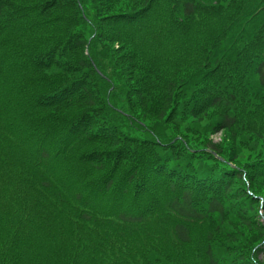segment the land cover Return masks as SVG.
Returning <instances> with one entry per match:
<instances>
[{
    "label": "trees",
    "instance_id": "obj_1",
    "mask_svg": "<svg viewBox=\"0 0 264 264\" xmlns=\"http://www.w3.org/2000/svg\"><path fill=\"white\" fill-rule=\"evenodd\" d=\"M0 264H264V0H0Z\"/></svg>",
    "mask_w": 264,
    "mask_h": 264
},
{
    "label": "rangeland",
    "instance_id": "obj_2",
    "mask_svg": "<svg viewBox=\"0 0 264 264\" xmlns=\"http://www.w3.org/2000/svg\"><path fill=\"white\" fill-rule=\"evenodd\" d=\"M203 126V124H202ZM206 129L203 130V132L206 133V137H209V139H211L212 141L216 142V143H220L222 145H226L227 143L230 142V137H229V133H225L223 130L219 131L218 133H208V131H205Z\"/></svg>",
    "mask_w": 264,
    "mask_h": 264
}]
</instances>
